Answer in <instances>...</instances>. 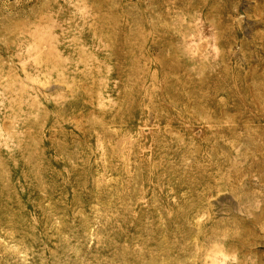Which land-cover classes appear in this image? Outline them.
I'll return each mask as SVG.
<instances>
[{"label": "rangeland", "instance_id": "1", "mask_svg": "<svg viewBox=\"0 0 264 264\" xmlns=\"http://www.w3.org/2000/svg\"><path fill=\"white\" fill-rule=\"evenodd\" d=\"M0 264H264V0H0Z\"/></svg>", "mask_w": 264, "mask_h": 264}]
</instances>
